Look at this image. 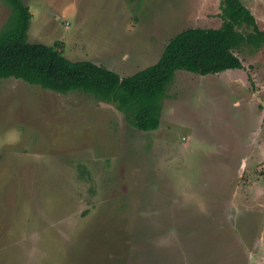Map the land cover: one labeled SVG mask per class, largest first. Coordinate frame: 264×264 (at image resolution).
Segmentation results:
<instances>
[{
  "label": "rangeland",
  "instance_id": "obj_1",
  "mask_svg": "<svg viewBox=\"0 0 264 264\" xmlns=\"http://www.w3.org/2000/svg\"><path fill=\"white\" fill-rule=\"evenodd\" d=\"M23 1L31 43L123 77L183 30L223 23L220 0ZM243 2L264 30V0ZM11 14L0 0V31ZM255 45L235 50L241 69L179 70L152 131L92 94L0 79V264H264Z\"/></svg>",
  "mask_w": 264,
  "mask_h": 264
},
{
  "label": "trees",
  "instance_id": "obj_2",
  "mask_svg": "<svg viewBox=\"0 0 264 264\" xmlns=\"http://www.w3.org/2000/svg\"><path fill=\"white\" fill-rule=\"evenodd\" d=\"M5 1L12 14L0 31V79L15 77L61 93L92 94L115 103L130 124L144 131L160 127L163 100L179 70L206 75L241 69L243 61L235 50L264 43V30L243 0H220V27L183 30L167 43L156 63L123 77L91 60H70L57 44L31 43L30 7L23 0Z\"/></svg>",
  "mask_w": 264,
  "mask_h": 264
},
{
  "label": "crops",
  "instance_id": "obj_3",
  "mask_svg": "<svg viewBox=\"0 0 264 264\" xmlns=\"http://www.w3.org/2000/svg\"><path fill=\"white\" fill-rule=\"evenodd\" d=\"M254 13V11H252Z\"/></svg>",
  "mask_w": 264,
  "mask_h": 264
}]
</instances>
